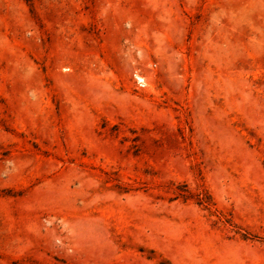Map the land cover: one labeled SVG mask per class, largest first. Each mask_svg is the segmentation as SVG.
<instances>
[{"label":"rangeland","instance_id":"374dc122","mask_svg":"<svg viewBox=\"0 0 264 264\" xmlns=\"http://www.w3.org/2000/svg\"><path fill=\"white\" fill-rule=\"evenodd\" d=\"M0 264H264V0H0Z\"/></svg>","mask_w":264,"mask_h":264}]
</instances>
